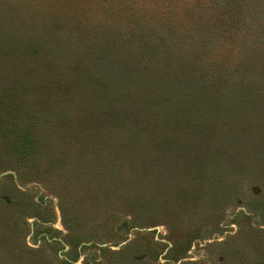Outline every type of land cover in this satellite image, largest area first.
Returning <instances> with one entry per match:
<instances>
[{
	"label": "rangeland",
	"instance_id": "1",
	"mask_svg": "<svg viewBox=\"0 0 264 264\" xmlns=\"http://www.w3.org/2000/svg\"><path fill=\"white\" fill-rule=\"evenodd\" d=\"M0 264H264V0H0Z\"/></svg>",
	"mask_w": 264,
	"mask_h": 264
}]
</instances>
